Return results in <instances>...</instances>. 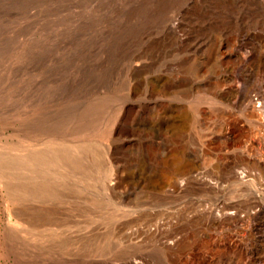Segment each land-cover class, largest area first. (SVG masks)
Masks as SVG:
<instances>
[{"label": "rangeland", "instance_id": "obj_1", "mask_svg": "<svg viewBox=\"0 0 264 264\" xmlns=\"http://www.w3.org/2000/svg\"><path fill=\"white\" fill-rule=\"evenodd\" d=\"M262 115L264 0H0V264H264V208L147 228L192 149L260 163Z\"/></svg>", "mask_w": 264, "mask_h": 264}, {"label": "built area", "instance_id": "obj_2", "mask_svg": "<svg viewBox=\"0 0 264 264\" xmlns=\"http://www.w3.org/2000/svg\"><path fill=\"white\" fill-rule=\"evenodd\" d=\"M255 108L261 109L258 100L255 101ZM249 139L254 141L257 152L264 156L263 115L258 117L255 131ZM192 153L198 161L197 165L175 174L164 185L162 191L169 199L160 206L161 214L155 224L147 227L160 243L172 244L177 241L182 233L176 227L197 215L206 214L215 218L234 215L239 219V224H252L255 214L264 208V158L255 165L238 163L229 173L219 174L209 159L203 160L199 151L192 149ZM188 187L211 195L186 191ZM237 199L247 201L249 205L241 211L231 204ZM223 231L224 227L220 224L216 230L219 242L223 241Z\"/></svg>", "mask_w": 264, "mask_h": 264}, {"label": "bare ground", "instance_id": "obj_3", "mask_svg": "<svg viewBox=\"0 0 264 264\" xmlns=\"http://www.w3.org/2000/svg\"><path fill=\"white\" fill-rule=\"evenodd\" d=\"M226 47H231V45L230 44H228V43H226ZM219 48H217V50H218ZM218 60H221L222 59V55H221V53L220 54H218ZM251 134V133H250ZM248 139V138H247ZM249 150V149H248ZM194 156V155H193ZM180 158V157H179ZM14 160H16V159H14ZM12 161V160H11ZM18 166V165H17ZM25 167V166H24ZM22 171V170H21ZM40 176V175H39ZM41 178V177H40ZM7 179V178H6ZM11 179V178H10ZM45 179V178H44ZM28 180H29V178H28ZM263 210V209H262ZM194 219V218H193ZM196 219V218H195ZM137 225V224H136ZM151 240H152V238H151ZM143 244V243H142ZM147 244V243H146ZM151 244V243H150ZM147 251V250H146Z\"/></svg>", "mask_w": 264, "mask_h": 264}]
</instances>
